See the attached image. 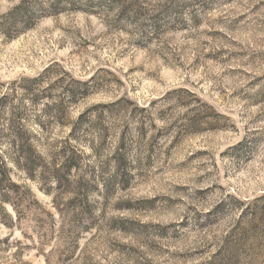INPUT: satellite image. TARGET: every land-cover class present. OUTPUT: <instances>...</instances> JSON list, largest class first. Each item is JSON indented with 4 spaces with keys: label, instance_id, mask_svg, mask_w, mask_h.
I'll list each match as a JSON object with an SVG mask.
<instances>
[{
    "label": "rangeland",
    "instance_id": "374dc122",
    "mask_svg": "<svg viewBox=\"0 0 264 264\" xmlns=\"http://www.w3.org/2000/svg\"><path fill=\"white\" fill-rule=\"evenodd\" d=\"M0 264H264V0H0Z\"/></svg>",
    "mask_w": 264,
    "mask_h": 264
}]
</instances>
